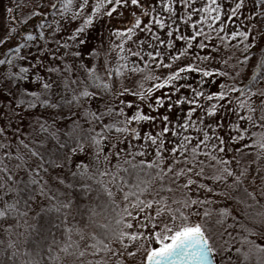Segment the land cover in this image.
I'll use <instances>...</instances> for the list:
<instances>
[{"label": "snow or ice", "instance_id": "obj_1", "mask_svg": "<svg viewBox=\"0 0 264 264\" xmlns=\"http://www.w3.org/2000/svg\"><path fill=\"white\" fill-rule=\"evenodd\" d=\"M245 10L264 23V0H50L0 58V264H264V51ZM217 44L241 51L229 63ZM78 214L109 222L85 231Z\"/></svg>", "mask_w": 264, "mask_h": 264}, {"label": "rangeland", "instance_id": "obj_2", "mask_svg": "<svg viewBox=\"0 0 264 264\" xmlns=\"http://www.w3.org/2000/svg\"><path fill=\"white\" fill-rule=\"evenodd\" d=\"M249 3V7H251V0H248ZM44 4H50V0H0V39H4L5 36L8 37L7 40H5V44L0 45V57L3 54L4 51L7 50V48L9 46H11L13 43H15V36L13 35L15 26L18 25V21H22L23 20V16H30L31 18H33L35 15L37 14H43V6ZM11 10V11H9ZM244 16L248 17L247 20H245L243 17H240L239 19V24L244 28V30H250V41L251 39H256L259 35L264 34V26L261 23V21L258 18H254L250 16V13L245 10L244 11ZM17 19H19L17 21ZM249 20L251 21V23L249 24ZM181 24H183L184 22H180ZM104 27V30H102ZM103 27L101 26V24H97L95 29L91 32L90 34V38L93 36H96V34L99 35V33L101 31H103L105 33V41H107L108 37H107V31H108V27H107V23H105L103 25ZM226 30L230 31L232 30V25L229 23L226 25ZM213 43H215V41H213ZM234 41H229V44H233ZM219 51V55L221 59H227L228 56L226 57V54L228 51H230V48H225L223 47V45H216V49H214L213 51ZM204 50H201V52H203ZM230 53V52H229ZM24 54V53H22ZM28 55L30 57H35L33 48L31 49L30 53H28ZM89 59H87L88 62ZM234 61V58L232 59L231 56V60H229V63H232ZM217 63H219V61H217ZM15 70V69H14ZM6 71V66H2L0 67V72H5ZM184 87L182 89V91L184 92V94L186 95H190V92L187 90V85L189 83L192 84V88H196L197 84L195 82V76H190L188 80L186 81H182L181 82ZM0 84H2V81H0ZM13 87H15V85H13ZM216 87V82L213 81H209L208 84L205 86V91L208 90H215ZM165 92L167 91L166 89L164 90ZM156 94H160V90L157 91ZM129 98H131V94H127ZM173 97H175V94H172ZM125 104H127V101L125 102ZM187 107V105H185V108ZM144 111L148 112L147 107H144ZM152 114L153 115H168L170 120H172L173 122H177L179 121V118L181 116V109L179 106L174 107L173 109L169 110L163 106H161L159 108V111L157 112L156 109L152 110ZM199 114V113H197ZM195 118V117H193ZM217 120L221 123L222 125V133L225 138L227 139L228 136V129L226 127V125L228 123L232 122V117L228 116L226 113H221L219 116H217ZM211 120H208L207 123H211ZM160 128V121L158 119L156 125H155V131H159ZM153 130V124L151 122H144L142 125V131H152ZM169 139H171V137H169ZM249 139H251V137H246L245 138V142H247ZM133 144H137L139 143L137 140L133 139ZM228 146L231 149L233 147V142L228 140ZM236 147H239V142H236ZM120 147H124V145H120ZM241 152L243 153V156L239 155V154H235L236 155V159L239 160L242 164H244L245 166H250L252 168H255L257 165L255 163L253 164H248L249 161H255V153L253 152H249L247 150L241 149ZM227 155H229V157L233 156L234 153L229 151L227 153ZM139 158V157H138ZM147 158H151V153L148 154ZM235 167V165H234ZM219 199V198H217ZM224 204L229 205V201H225L223 202ZM223 206V205H221ZM199 218V217H198ZM197 219V218H196ZM198 220V219H197ZM153 246H158L157 244L153 243ZM69 261V260H68ZM232 264H238V261H233Z\"/></svg>", "mask_w": 264, "mask_h": 264}, {"label": "trees", "instance_id": "obj_3", "mask_svg": "<svg viewBox=\"0 0 264 264\" xmlns=\"http://www.w3.org/2000/svg\"><path fill=\"white\" fill-rule=\"evenodd\" d=\"M48 6H49L48 4H46V5L44 4L43 12L48 9ZM41 16H42V14H37L33 18H31L30 16H23L22 21H18L19 19H17L18 25L15 26V29L13 32V35L15 36L16 40H15V43H13L11 46L14 47V45L20 41V39L23 37V34L26 31H38ZM43 19L45 21H47V23H49V24L51 23V16L50 15L49 16H43ZM262 24L264 26V23H262ZM102 30H104V27ZM221 35H223V32L221 33ZM99 37H104V39H106L105 33L103 31H101L99 33V35L96 34V36L89 38L88 42L93 46H99L101 43ZM255 40H256V44L253 46L254 56H259L260 52L264 51V34L259 35ZM227 43L229 44V41ZM217 45H219V44H217ZM38 47H39V45H37L36 47L33 48L35 57H39L40 55H42V53L37 52L36 49ZM240 51L241 50L237 49V48H230V51L227 52L226 57L229 54L228 58L232 56V59L233 58L235 59L236 57H238ZM6 52H7V50L3 52V54L1 55L0 58H3V55ZM84 59H85V62H87V59H89L86 53L84 54ZM229 60H231V59H229ZM31 62L35 63V60H32ZM0 67H2V66H0ZM121 99H123V98H121ZM113 163H115V161H113ZM71 191L72 190H69L70 193H71ZM76 191H79V189H77ZM91 195L95 196V193H92ZM96 202L99 203L98 200ZM78 203L81 204L82 211L87 209L88 201L86 199H81L80 201H78ZM261 203H264V201H262ZM232 204H233V202L229 200V206H231ZM234 210L239 214V218L243 219V211H244L243 207L240 206ZM76 219H77V221L81 222V227H83L84 224L89 225V228L85 229V231H88V230L98 231L102 224L109 222L107 217L104 216L103 214L98 215L91 220L86 215L78 214L76 216ZM197 219H199V218L197 217ZM209 226H211V225H209ZM237 231H239V230H237ZM250 239H256V237L251 236ZM0 241L4 242V243H0V247H3L4 244L7 243V236L3 233V231H0ZM257 243H264V241L257 240ZM237 244L239 245V241H237ZM67 260L71 261L72 257H68ZM233 261L234 262L237 261V258L235 256L233 257ZM250 264H257V260H256L255 256L252 257Z\"/></svg>", "mask_w": 264, "mask_h": 264}]
</instances>
